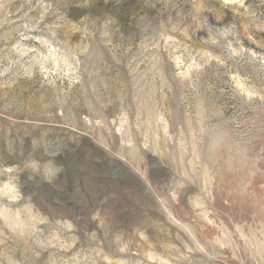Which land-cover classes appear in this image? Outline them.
Instances as JSON below:
<instances>
[{"label": "rangeland", "instance_id": "obj_1", "mask_svg": "<svg viewBox=\"0 0 264 264\" xmlns=\"http://www.w3.org/2000/svg\"><path fill=\"white\" fill-rule=\"evenodd\" d=\"M0 264H264V0H0Z\"/></svg>", "mask_w": 264, "mask_h": 264}]
</instances>
